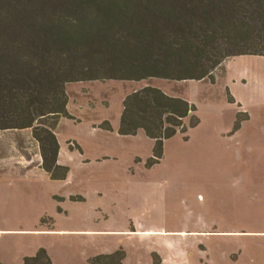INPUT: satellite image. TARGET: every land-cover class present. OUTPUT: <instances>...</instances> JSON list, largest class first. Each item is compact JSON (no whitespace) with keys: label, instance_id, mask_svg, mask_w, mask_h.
<instances>
[{"label":"rangeland","instance_id":"374dc122","mask_svg":"<svg viewBox=\"0 0 264 264\" xmlns=\"http://www.w3.org/2000/svg\"><path fill=\"white\" fill-rule=\"evenodd\" d=\"M212 75L69 83L72 118L54 129L64 180L41 167L32 128L0 130V262L44 248L52 264H96L123 248V264H264V56H230ZM146 84L199 118L153 166L143 129L119 133L126 94Z\"/></svg>","mask_w":264,"mask_h":264},{"label":"trees","instance_id":"16d2710c","mask_svg":"<svg viewBox=\"0 0 264 264\" xmlns=\"http://www.w3.org/2000/svg\"><path fill=\"white\" fill-rule=\"evenodd\" d=\"M235 55L264 56V0H0V130L32 128L41 167L64 180L68 168L58 162L54 129L61 117L72 118L67 84L201 81ZM196 110L190 100L146 84L126 94L119 133L143 129L154 140L147 161L153 166L165 141L187 130L186 119L199 122ZM124 258L120 248L95 261ZM32 262L52 264L44 248L25 259Z\"/></svg>","mask_w":264,"mask_h":264},{"label":"crops","instance_id":"0c3cea01","mask_svg":"<svg viewBox=\"0 0 264 264\" xmlns=\"http://www.w3.org/2000/svg\"><path fill=\"white\" fill-rule=\"evenodd\" d=\"M67 85H68V84H67ZM61 150H62V147L60 146L59 160H61Z\"/></svg>","mask_w":264,"mask_h":264},{"label":"bare ground","instance_id":"6f19581e","mask_svg":"<svg viewBox=\"0 0 264 264\" xmlns=\"http://www.w3.org/2000/svg\"><path fill=\"white\" fill-rule=\"evenodd\" d=\"M152 233V232H151Z\"/></svg>","mask_w":264,"mask_h":264}]
</instances>
